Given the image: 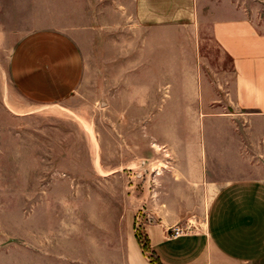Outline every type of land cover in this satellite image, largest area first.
<instances>
[{
	"label": "crops",
	"instance_id": "obj_1",
	"mask_svg": "<svg viewBox=\"0 0 264 264\" xmlns=\"http://www.w3.org/2000/svg\"><path fill=\"white\" fill-rule=\"evenodd\" d=\"M73 2L78 23H102L112 68H154L160 111L191 117L161 143L166 168L147 178L146 204L157 216L144 232L154 264H264V0ZM133 36L130 65L124 38ZM208 41L217 67L204 52ZM13 47L9 77L27 102L59 103L82 84L84 53L67 29L34 30ZM54 175L33 207L9 223L0 217V264H153L135 235L142 203L131 185L115 190L110 212L98 207L94 235L92 209L74 207L73 178ZM205 193L203 222L184 229V211L203 207ZM171 227L183 233L171 237Z\"/></svg>",
	"mask_w": 264,
	"mask_h": 264
},
{
	"label": "rangeland",
	"instance_id": "obj_2",
	"mask_svg": "<svg viewBox=\"0 0 264 264\" xmlns=\"http://www.w3.org/2000/svg\"><path fill=\"white\" fill-rule=\"evenodd\" d=\"M74 10L73 0H0V217L9 223L20 207H33L36 197L49 192L48 179L66 171L74 180L70 184L74 207L92 209L94 235H99L98 207L110 212L116 203L115 190L123 185H131L141 201L138 213L157 216L145 198L150 173L166 168L161 159L168 147L161 143L173 138L175 127L189 123L191 117L174 115L168 111L171 108L160 111L154 68H112L113 61L105 54L102 23H78ZM57 27L67 29L82 47V84L59 103H29L13 89L9 77L13 46L28 32ZM134 39L124 38L123 55L130 65L137 61L136 52H131ZM204 52L211 56L210 65L217 67L218 52L211 41L204 45ZM167 84L162 90L165 101H169ZM126 173L131 174L126 180L114 177ZM203 198V207L184 211L179 220L184 229L203 222L209 196L205 193ZM138 223L136 238L154 264L144 232V224L149 223L144 217Z\"/></svg>",
	"mask_w": 264,
	"mask_h": 264
},
{
	"label": "built area",
	"instance_id": "obj_3",
	"mask_svg": "<svg viewBox=\"0 0 264 264\" xmlns=\"http://www.w3.org/2000/svg\"><path fill=\"white\" fill-rule=\"evenodd\" d=\"M140 217H144V221L147 223H153L154 218L152 215L150 214H143L142 212H139L136 215L135 218V231L137 232L138 228H140V223L139 222V218ZM183 233V229L180 227H171L169 228V236L171 237H178L179 235H181ZM141 241V240H139ZM141 247H142V243H140Z\"/></svg>",
	"mask_w": 264,
	"mask_h": 264
},
{
	"label": "trees",
	"instance_id": "obj_4",
	"mask_svg": "<svg viewBox=\"0 0 264 264\" xmlns=\"http://www.w3.org/2000/svg\"><path fill=\"white\" fill-rule=\"evenodd\" d=\"M146 239H147V237H146ZM146 244L148 245V241H146Z\"/></svg>",
	"mask_w": 264,
	"mask_h": 264
}]
</instances>
